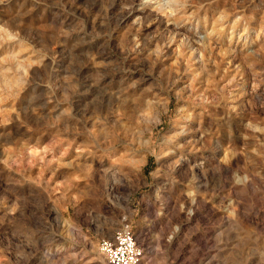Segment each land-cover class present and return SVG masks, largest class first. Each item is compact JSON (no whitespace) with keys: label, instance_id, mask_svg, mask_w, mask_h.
I'll return each instance as SVG.
<instances>
[{"label":"rangeland","instance_id":"374dc122","mask_svg":"<svg viewBox=\"0 0 264 264\" xmlns=\"http://www.w3.org/2000/svg\"><path fill=\"white\" fill-rule=\"evenodd\" d=\"M125 225L138 264H264V0H0V264Z\"/></svg>","mask_w":264,"mask_h":264},{"label":"built area","instance_id":"2783aa9c","mask_svg":"<svg viewBox=\"0 0 264 264\" xmlns=\"http://www.w3.org/2000/svg\"><path fill=\"white\" fill-rule=\"evenodd\" d=\"M99 250L107 264H138L143 251L129 225L116 229L111 236L102 238Z\"/></svg>","mask_w":264,"mask_h":264},{"label":"bare ground","instance_id":"6f19581e","mask_svg":"<svg viewBox=\"0 0 264 264\" xmlns=\"http://www.w3.org/2000/svg\"><path fill=\"white\" fill-rule=\"evenodd\" d=\"M102 258H104L102 255H101ZM143 259V258H142ZM104 263H106V261L104 259H102Z\"/></svg>","mask_w":264,"mask_h":264}]
</instances>
